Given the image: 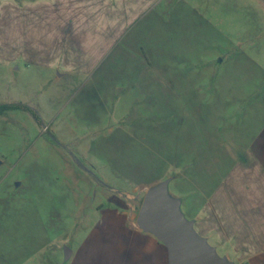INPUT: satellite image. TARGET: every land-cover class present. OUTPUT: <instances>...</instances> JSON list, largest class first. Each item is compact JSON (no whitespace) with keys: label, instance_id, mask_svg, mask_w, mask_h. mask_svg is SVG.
Listing matches in <instances>:
<instances>
[{"label":"rangeland","instance_id":"rangeland-1","mask_svg":"<svg viewBox=\"0 0 264 264\" xmlns=\"http://www.w3.org/2000/svg\"><path fill=\"white\" fill-rule=\"evenodd\" d=\"M42 2L0 0V104L39 116L0 115V254L20 264L65 263L102 210L138 217L166 181L186 203L236 153L241 110L264 111V0L160 2L102 58Z\"/></svg>","mask_w":264,"mask_h":264},{"label":"crops","instance_id":"crops-1","mask_svg":"<svg viewBox=\"0 0 264 264\" xmlns=\"http://www.w3.org/2000/svg\"><path fill=\"white\" fill-rule=\"evenodd\" d=\"M164 1L168 0H43L42 3L46 12L50 10V21L61 38L78 46L82 44L83 54L94 52L102 58L116 39L131 31L149 10ZM15 5L20 7L19 3ZM140 23L141 29L146 28V22ZM232 102L244 101L241 97ZM255 103L250 109L241 110L237 117L235 135L239 137L232 143L234 148L225 147L236 153L217 160L214 166L219 171H214L211 180L202 185L194 182L193 193L186 203L182 201L196 231L222 257L235 264H264V111L260 103ZM102 211L103 221L92 238L78 250H72L70 260L55 263L171 264L167 246L140 228L133 208ZM3 248L0 264H20L13 245L9 250ZM41 261L40 264H52L49 258L43 257Z\"/></svg>","mask_w":264,"mask_h":264},{"label":"water","instance_id":"water-1","mask_svg":"<svg viewBox=\"0 0 264 264\" xmlns=\"http://www.w3.org/2000/svg\"><path fill=\"white\" fill-rule=\"evenodd\" d=\"M137 223L167 246L171 264H235L196 231L195 222L182 211V201L170 195L168 181L147 193ZM71 256L66 248L65 259Z\"/></svg>","mask_w":264,"mask_h":264},{"label":"trees","instance_id":"trees-1","mask_svg":"<svg viewBox=\"0 0 264 264\" xmlns=\"http://www.w3.org/2000/svg\"><path fill=\"white\" fill-rule=\"evenodd\" d=\"M25 110L28 112H31L32 114L35 115V117L37 119H39V116L37 114V112L30 106L25 105V104H18V103H3L0 104V115H4L6 114L8 111H12V110Z\"/></svg>","mask_w":264,"mask_h":264}]
</instances>
